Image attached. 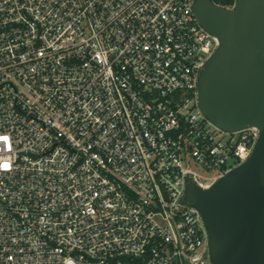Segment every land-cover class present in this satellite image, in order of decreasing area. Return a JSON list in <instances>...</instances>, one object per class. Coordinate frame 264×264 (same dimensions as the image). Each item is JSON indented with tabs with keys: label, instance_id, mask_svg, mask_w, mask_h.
<instances>
[{
	"label": "built area",
	"instance_id": "1",
	"mask_svg": "<svg viewBox=\"0 0 264 264\" xmlns=\"http://www.w3.org/2000/svg\"><path fill=\"white\" fill-rule=\"evenodd\" d=\"M195 2L0 0V264H213L187 187L260 129L201 111Z\"/></svg>",
	"mask_w": 264,
	"mask_h": 264
},
{
	"label": "water",
	"instance_id": "2",
	"mask_svg": "<svg viewBox=\"0 0 264 264\" xmlns=\"http://www.w3.org/2000/svg\"><path fill=\"white\" fill-rule=\"evenodd\" d=\"M194 11L220 39L199 76L201 111L225 131L257 126L260 136L245 162L208 189L190 184L184 201L203 216L213 264H264V0H196Z\"/></svg>",
	"mask_w": 264,
	"mask_h": 264
},
{
	"label": "trees",
	"instance_id": "3",
	"mask_svg": "<svg viewBox=\"0 0 264 264\" xmlns=\"http://www.w3.org/2000/svg\"><path fill=\"white\" fill-rule=\"evenodd\" d=\"M212 2L218 6H222L225 8L232 7L236 0H212Z\"/></svg>",
	"mask_w": 264,
	"mask_h": 264
}]
</instances>
